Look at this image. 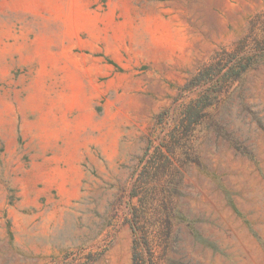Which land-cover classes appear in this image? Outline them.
<instances>
[{"label":"rangeland","instance_id":"rangeland-1","mask_svg":"<svg viewBox=\"0 0 264 264\" xmlns=\"http://www.w3.org/2000/svg\"><path fill=\"white\" fill-rule=\"evenodd\" d=\"M0 264H264V0H0Z\"/></svg>","mask_w":264,"mask_h":264}]
</instances>
